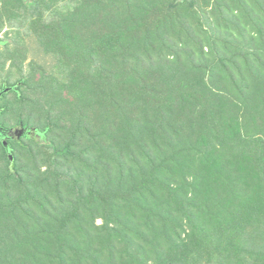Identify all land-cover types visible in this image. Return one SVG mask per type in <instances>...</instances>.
<instances>
[{
  "label": "trees",
  "instance_id": "obj_1",
  "mask_svg": "<svg viewBox=\"0 0 264 264\" xmlns=\"http://www.w3.org/2000/svg\"><path fill=\"white\" fill-rule=\"evenodd\" d=\"M5 28L0 264H264V0H0Z\"/></svg>",
  "mask_w": 264,
  "mask_h": 264
},
{
  "label": "flooded vegetation",
  "instance_id": "obj_2",
  "mask_svg": "<svg viewBox=\"0 0 264 264\" xmlns=\"http://www.w3.org/2000/svg\"><path fill=\"white\" fill-rule=\"evenodd\" d=\"M11 87L4 85L0 88V96L2 95V93H4L5 91H8ZM13 130L11 132V135H8L7 131H0V140H2V142L7 141L8 144H11V139H16L19 138V136L23 133V130L21 129V127H11ZM22 130V131H21ZM21 131V132H20ZM4 132V133H3Z\"/></svg>",
  "mask_w": 264,
  "mask_h": 264
},
{
  "label": "rangeland",
  "instance_id": "obj_3",
  "mask_svg": "<svg viewBox=\"0 0 264 264\" xmlns=\"http://www.w3.org/2000/svg\"><path fill=\"white\" fill-rule=\"evenodd\" d=\"M6 29H7V28H5V29L2 31V33H1V35H0L1 37L4 35ZM13 80H14V78H13ZM0 120H1V121H3V120L6 121L7 118H6V117H0ZM0 131H2L1 128H0ZM24 132H25V133H28L27 129H25ZM3 133H4V132H3ZM99 222H101V221L99 220Z\"/></svg>",
  "mask_w": 264,
  "mask_h": 264
},
{
  "label": "water",
  "instance_id": "obj_4",
  "mask_svg": "<svg viewBox=\"0 0 264 264\" xmlns=\"http://www.w3.org/2000/svg\"><path fill=\"white\" fill-rule=\"evenodd\" d=\"M12 130H13V129H10V130L7 132V134H8V135H11ZM4 144H5L6 146H8L7 141H5ZM9 156H10L11 159L13 158V156H12L11 153L9 154Z\"/></svg>",
  "mask_w": 264,
  "mask_h": 264
}]
</instances>
